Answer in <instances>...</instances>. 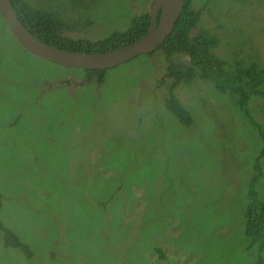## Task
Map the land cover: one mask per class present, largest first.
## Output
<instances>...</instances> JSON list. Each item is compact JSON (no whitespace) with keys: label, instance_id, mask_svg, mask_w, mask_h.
Returning a JSON list of instances; mask_svg holds the SVG:
<instances>
[{"label":"rangeland","instance_id":"1","mask_svg":"<svg viewBox=\"0 0 264 264\" xmlns=\"http://www.w3.org/2000/svg\"><path fill=\"white\" fill-rule=\"evenodd\" d=\"M205 1L192 6L216 53L263 65L264 0ZM151 2L34 0L92 41L127 30ZM164 72L163 54H142L81 84L83 68L38 58L0 29V226L33 252L4 245L0 230V264H256L243 214L253 168L264 201V144L236 98L205 80L176 86L193 117L182 125L163 107ZM248 103L264 126V99Z\"/></svg>","mask_w":264,"mask_h":264},{"label":"trees","instance_id":"2","mask_svg":"<svg viewBox=\"0 0 264 264\" xmlns=\"http://www.w3.org/2000/svg\"><path fill=\"white\" fill-rule=\"evenodd\" d=\"M11 4L25 28L36 38L54 47L67 51L80 53H98L117 49L141 38L149 27V12H142L133 16L127 30L114 32L103 39L92 41L87 38H73L63 35L67 23L58 15L35 4L30 5L26 0H10ZM210 0H206L204 7ZM193 0H183L180 16L176 21L171 33L158 46L149 53L153 56L160 52L164 56L165 72L163 77L170 78L171 83L165 93L163 107L166 112L179 117L182 125L193 124L191 113L185 109L175 93V88L182 81L189 82L193 79L204 82L209 81L216 90L229 93L236 98V105L240 108L243 119L247 120L252 129L260 136L264 144V126L254 119L249 109L250 97L264 99V64L261 65L255 58L250 61L239 59L237 53L233 58H224L215 51L219 38L212 34L209 29L200 24L203 9L196 10L192 6ZM159 12L157 14V18ZM0 29L4 37L14 38L0 14ZM235 42L248 41L235 39ZM246 44V42H244ZM181 56L179 62L172 60L174 56ZM247 57H251L245 53ZM86 71V82L94 81L101 84L104 81L108 69H84ZM227 90V91H226ZM251 107V106H250ZM238 126L245 125L244 122ZM264 156V153L256 155V158ZM258 165V164H257ZM247 192L249 199L245 208L243 219L245 221V232L252 242L261 245L258 250L256 264H264V201L260 198L257 183L261 173L254 169ZM250 192L252 195H250ZM4 245L19 248L28 258L33 255L27 243L19 237L12 229L1 225ZM148 250L156 252L155 248ZM160 258L165 254L160 251ZM255 260V259H254Z\"/></svg>","mask_w":264,"mask_h":264},{"label":"water","instance_id":"3","mask_svg":"<svg viewBox=\"0 0 264 264\" xmlns=\"http://www.w3.org/2000/svg\"><path fill=\"white\" fill-rule=\"evenodd\" d=\"M182 7L183 0H152L149 11V27L141 38L109 51L80 53L60 49L39 40L22 24L11 1L0 0V14L4 22L14 38L26 50L53 63L84 69H109L138 55L155 51L171 33Z\"/></svg>","mask_w":264,"mask_h":264},{"label":"flooded vegetation","instance_id":"4","mask_svg":"<svg viewBox=\"0 0 264 264\" xmlns=\"http://www.w3.org/2000/svg\"><path fill=\"white\" fill-rule=\"evenodd\" d=\"M34 1V0H33ZM53 4H55V3H53ZM66 16H68L66 13H64V17H66ZM74 30H68V29H64L63 30V35H65V36H70V37H72L71 35H74V34H77V32H73ZM14 37V36H13ZM15 39V38H14ZM16 40V39H15ZM17 41V40H16ZM18 42V41H17ZM19 43V42H18ZM20 44V43H19ZM21 45V44H20ZM22 46V45H21ZM23 47V46H22ZM23 49H25L24 47H23ZM26 50V49H25ZM28 51V50H27ZM28 52H30V51H28ZM31 53V52H30ZM32 54V53H31ZM35 56V55H34ZM37 57V56H36ZM38 58H40V57H38ZM42 59V58H41ZM80 81V83L81 84H84V83H86V81L84 80V79H82V80H79Z\"/></svg>","mask_w":264,"mask_h":264},{"label":"clouds","instance_id":"5","mask_svg":"<svg viewBox=\"0 0 264 264\" xmlns=\"http://www.w3.org/2000/svg\"><path fill=\"white\" fill-rule=\"evenodd\" d=\"M30 5H33V6H35V3H34V1L33 0H26ZM13 36V35H12ZM120 48V47H119ZM154 52V51H153ZM152 53V52H151ZM149 54V53H148ZM84 69V68H83ZM180 101V100H179ZM155 253H157V255H158V252L156 251ZM166 256V255H165ZM158 258H159V256H158ZM160 259V258H159ZM163 260H165V258H162Z\"/></svg>","mask_w":264,"mask_h":264}]
</instances>
